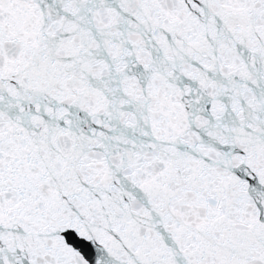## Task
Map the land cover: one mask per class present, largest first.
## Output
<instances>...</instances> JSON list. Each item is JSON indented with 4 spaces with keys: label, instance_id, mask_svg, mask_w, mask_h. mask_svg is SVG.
<instances>
[{
    "label": "snow or ice",
    "instance_id": "1",
    "mask_svg": "<svg viewBox=\"0 0 264 264\" xmlns=\"http://www.w3.org/2000/svg\"><path fill=\"white\" fill-rule=\"evenodd\" d=\"M0 264H264V0H0Z\"/></svg>",
    "mask_w": 264,
    "mask_h": 264
}]
</instances>
